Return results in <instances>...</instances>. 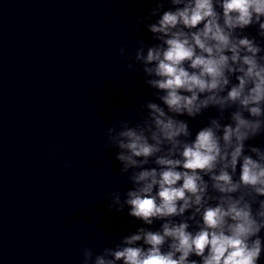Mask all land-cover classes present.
<instances>
[{"label":"clouds","instance_id":"9594fccd","mask_svg":"<svg viewBox=\"0 0 264 264\" xmlns=\"http://www.w3.org/2000/svg\"><path fill=\"white\" fill-rule=\"evenodd\" d=\"M140 25L119 54L155 98L105 142L130 185L108 208L140 226L81 264H264V0H155Z\"/></svg>","mask_w":264,"mask_h":264},{"label":"water","instance_id":"95a60500","mask_svg":"<svg viewBox=\"0 0 264 264\" xmlns=\"http://www.w3.org/2000/svg\"><path fill=\"white\" fill-rule=\"evenodd\" d=\"M154 3L0 0V264H81L140 226L108 208L130 185L105 142L155 98L119 54L154 42L137 27Z\"/></svg>","mask_w":264,"mask_h":264}]
</instances>
